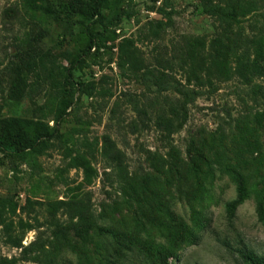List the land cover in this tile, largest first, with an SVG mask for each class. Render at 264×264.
Here are the masks:
<instances>
[{
	"label": "rangeland",
	"instance_id": "374dc122",
	"mask_svg": "<svg viewBox=\"0 0 264 264\" xmlns=\"http://www.w3.org/2000/svg\"><path fill=\"white\" fill-rule=\"evenodd\" d=\"M92 4L0 0V264H264V0Z\"/></svg>",
	"mask_w": 264,
	"mask_h": 264
},
{
	"label": "trees",
	"instance_id": "16d2710c",
	"mask_svg": "<svg viewBox=\"0 0 264 264\" xmlns=\"http://www.w3.org/2000/svg\"><path fill=\"white\" fill-rule=\"evenodd\" d=\"M93 4H92V9H93V15H96L98 17H102L103 15V5H104V0H92ZM257 6H255L254 4L247 2L246 4L243 2H235L233 3L229 8L226 7H216L215 9H213V12L215 15H217L219 18H221L222 20H224L225 22H228L229 24H235V23H239L240 22V15H248V14H252L256 11ZM90 35L92 37V39L90 40V46H92V44L94 43L93 41V33L90 32ZM84 63V56L80 55L77 58H75L72 62H71V66L68 68V73L67 76L71 77L72 75V71L75 67L81 65ZM187 87V86H186ZM182 92L186 95L191 93H194V90H190V89H183ZM55 132L52 133H48V132H42L39 131L37 132L31 139H28L27 141H25L24 144H21L19 146H17L18 150L21 151H26V150H32V151H37L38 150V145L41 143V141H43V139L45 138H50V137H54L55 136ZM0 146L4 147L6 146L4 144L3 140H0ZM13 146V144L11 145ZM239 195L240 197H244L246 196V184H245V179L244 178H240L239 180ZM4 200H2L0 198V222L1 220V215L3 213V202ZM259 211L260 214L263 215V210H262V206H259ZM7 226V224H6ZM243 257L252 262V264H260L258 262V260H256L255 257H253L252 255H243Z\"/></svg>",
	"mask_w": 264,
	"mask_h": 264
}]
</instances>
